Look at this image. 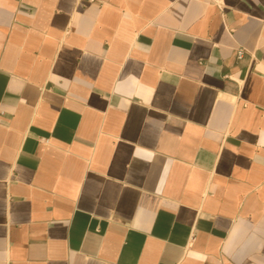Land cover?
<instances>
[{
    "label": "crops",
    "instance_id": "obj_1",
    "mask_svg": "<svg viewBox=\"0 0 264 264\" xmlns=\"http://www.w3.org/2000/svg\"><path fill=\"white\" fill-rule=\"evenodd\" d=\"M0 264H264V0H0Z\"/></svg>",
    "mask_w": 264,
    "mask_h": 264
},
{
    "label": "built area",
    "instance_id": "obj_2",
    "mask_svg": "<svg viewBox=\"0 0 264 264\" xmlns=\"http://www.w3.org/2000/svg\"><path fill=\"white\" fill-rule=\"evenodd\" d=\"M242 55H243V48H238L236 50V56H237V58H241Z\"/></svg>",
    "mask_w": 264,
    "mask_h": 264
}]
</instances>
